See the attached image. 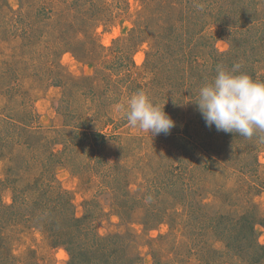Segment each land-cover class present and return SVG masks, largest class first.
<instances>
[{
  "label": "rangeland",
  "instance_id": "374dc122",
  "mask_svg": "<svg viewBox=\"0 0 264 264\" xmlns=\"http://www.w3.org/2000/svg\"><path fill=\"white\" fill-rule=\"evenodd\" d=\"M9 1L20 12L28 8L23 7L26 0ZM105 1L110 10L108 20L100 21L90 38L84 34L80 36L92 48L93 54L90 56L77 47L75 52L64 51L56 59L60 64L57 69L45 68V64L50 65L54 59L46 45L47 38L38 49L31 50L27 48V38L13 31V27L2 31L0 115L10 114L17 120L27 117L34 121V125L45 129L43 137L52 140L45 144V151L50 148L61 151L62 147L53 143L56 136L50 131L68 128V124L76 122L68 114L72 110L76 119L106 135L103 143L62 155L52 169L57 185L68 191L76 216L88 217L85 225L89 227L87 242L90 246L95 247L100 236L121 234L124 240H129L128 253L135 258L138 256L142 264H158L159 258L170 264H205L207 261L200 250L212 242L218 251V259L224 264L229 260L226 242L216 240L219 237L215 231L208 233L202 227H194V221L209 225L210 220L206 218L210 212L227 214L232 212L231 208L237 213L248 212L254 217L264 218V139H261L264 133H254L251 139L239 135L230 137L233 147L229 150V165L232 167L221 168L220 171L206 163L214 147L212 143H216L211 129L203 126L204 120L197 114L193 103L182 102L178 113L170 116L175 127L169 135L151 137L147 131L131 126L122 106L126 107L131 96L143 91L154 105L164 112L170 111L174 101L158 92L164 84L160 86L159 81H166L167 75L173 71L172 77L183 83L180 79L183 68L168 69L164 76L163 71L145 67L146 62L157 65L160 59L148 54L156 48L157 43L153 39L140 43L132 33L133 28L143 21L145 0H129L130 4L125 0ZM260 1L263 9L264 0ZM9 21L15 25L13 19ZM199 27H190L192 35L187 36L188 51L200 36H193ZM204 32L203 42L207 47L200 48L201 67L190 69L187 74L190 86L193 84L191 77L195 75L203 79V85L210 83L213 79L207 76V71L210 72L211 64L205 61L228 58L234 48L232 36L217 24L208 22ZM95 45L105 48L98 51L93 47ZM175 48L180 49L179 45L173 44L172 49ZM240 60L243 67H252L243 56ZM254 66L255 71L264 74V59ZM169 85L174 86L173 82ZM184 97L182 93L180 98L186 100ZM187 111L195 120L190 130ZM185 116L187 118H183ZM224 135L228 136L224 132L219 136L224 138ZM74 141L79 140L75 138ZM2 146L0 143V202L10 204L14 203V197H18L24 184L35 179L40 168L25 169L12 157L18 149L31 151L30 145L16 144L5 149ZM178 160L184 162L182 171L190 173L186 179L189 191L186 196L175 198L181 199L179 204L183 202L176 208L186 219L174 222L176 212L166 202H161V196L148 192L146 182ZM146 165L156 166L159 170L151 176ZM163 196L167 199L170 193L163 192ZM201 202L203 208L199 206ZM232 202L234 206L229 205ZM157 205L160 207L158 211L155 210ZM201 215L204 217H199ZM7 235L8 247L26 264L69 263L66 247H54L33 224H13L7 229ZM256 235L259 243L264 245L261 220L256 225ZM180 241L191 243L192 250ZM235 262L250 264L242 258Z\"/></svg>",
  "mask_w": 264,
  "mask_h": 264
},
{
  "label": "trees",
  "instance_id": "16d2710c",
  "mask_svg": "<svg viewBox=\"0 0 264 264\" xmlns=\"http://www.w3.org/2000/svg\"><path fill=\"white\" fill-rule=\"evenodd\" d=\"M117 1L120 2L121 0ZM104 2L106 1L26 0L23 7L28 8L24 12H20L11 6L9 0H0V34L5 28L11 30L13 27V31H18L27 38V48L31 50L38 49L47 38L46 45H48L50 55L54 59L50 65L45 64V68L57 69L60 68V64L56 59L64 51L75 52L77 47L90 56L93 54L92 48L80 36L84 34L90 38L101 23L100 21L107 19L110 10ZM125 2L130 4L129 0H125ZM144 5L143 21H140L138 26L133 28L132 33L138 37L140 43L153 39L157 43L156 48L148 54L149 56L154 55L156 59L160 58L156 63L157 65L153 62H148V64L146 62L145 67L163 71L164 76L168 69L183 68V70L179 69L183 72V75H180L183 83L172 77L173 71L167 75L166 81H159V85L164 83V86L158 88V92L169 96L174 101L171 110L165 112L168 116H172L173 113L176 115L184 101V103H193L197 108L194 102L198 98L199 88L203 86V79L200 80L198 75L192 76L193 84L190 86L187 84L189 80L187 74H189L190 69L201 67L199 56H201L202 51L200 48L207 47L203 40L206 37L204 27L205 29L208 27V22L217 24L225 32H228L230 37L232 36L234 48L229 53L228 58H215L212 61H205L206 64H211L207 76L214 79L218 65L229 71L233 70L234 66L239 65L241 68H236L237 74L245 73L254 81H264V74L254 69V65L261 64L264 59V7L262 9L263 5H261L260 0H145ZM9 19H13L15 25H11ZM193 25L200 26L198 31L193 33V36H200L193 46L194 50L191 47L192 52H190V50L188 51L187 36L192 35L190 27ZM173 44L179 45L180 49L175 48L173 50ZM93 47L98 51L105 48L103 46L101 48L100 45ZM242 56L252 67L246 68L240 65ZM190 58L192 59L190 60ZM192 74L194 75V72ZM261 78L263 80H260ZM171 82L174 86L169 85ZM176 84L183 87L176 86ZM167 87L170 88L167 89ZM182 93H184L186 100L180 98ZM187 110L189 111V109ZM188 111L187 127L190 130L195 120L190 118ZM68 114L76 122L73 121L70 125L68 124V128L64 129L51 130L49 128V131L51 130L50 132L56 136L53 137V143L60 145L61 151H57L55 148L45 151V144L52 142V140L49 139L48 141V138L43 137L46 132L45 129L34 125L33 120L29 121L27 117L17 120L10 114L0 115V143L3 144L2 148L5 149L16 144L20 146L30 145L31 151L18 149L12 157H15L16 163L24 165L25 169L40 168L35 179L26 182L18 197H14V203L0 202V264H26V261L21 260L8 247L7 229L13 224L19 223L30 226L33 224L50 239L54 247L65 246L70 255L68 264H142L138 256L135 258L128 253L129 240H124L121 234L100 236L97 245L95 247L90 246L87 242L89 227L85 225V220L88 217L83 219L76 216L72 209V200L68 197V191L57 185L52 169L62 155L84 146L93 147V144L103 143L106 140L104 133L90 127L86 122L83 123L76 119L73 110L69 111ZM197 114L202 118L199 111ZM202 123L207 130L211 129V135L214 136L213 139L216 143H212L214 147H212L206 163L211 168H217L220 171L221 168L229 169L231 166L229 165L231 160L229 150L233 147L230 137L235 136V134L224 135L222 136L224 138H221L219 136L221 132H218L214 126L209 128L205 121ZM214 133L216 135H213ZM75 138L81 140L80 143L74 141ZM183 164L182 160H178L175 165L164 168L163 172H158L159 168L156 166L146 165L148 170H151V176L158 172L155 178L153 177L146 182L149 185L148 192H153L157 197L161 196L160 198H163L161 202H166L169 208H173L176 212L174 222L186 219L182 216L181 211L176 208L183 202L179 204L181 199H175L178 195L186 196L187 191H189L186 179L190 173L182 171ZM174 166L180 168L177 169ZM163 192L167 195L170 193V197L165 199ZM229 205L234 206V203L232 202V205L229 203ZM199 206L204 207L202 202L199 203ZM159 208L157 205L155 210L158 211ZM231 210L232 212L227 214L210 212L206 218V220H210L209 225L203 224V221L199 225L194 221L198 227L193 226L199 229L202 227L208 233L215 231L214 234L219 237L216 240L226 242L229 260L224 264H235L236 259L239 258L247 260L250 264H264V245L259 243L256 235V225L260 220L264 224V218L254 217L247 214L248 212L237 213L232 208ZM202 216L204 217V215L199 217ZM183 244L192 250L191 243ZM180 248L178 251L182 254ZM200 251L207 261L205 264H221L216 255L218 251L212 242H208ZM159 260L158 264H170L163 261L162 258Z\"/></svg>",
  "mask_w": 264,
  "mask_h": 264
},
{
  "label": "clouds",
  "instance_id": "9594fccd",
  "mask_svg": "<svg viewBox=\"0 0 264 264\" xmlns=\"http://www.w3.org/2000/svg\"><path fill=\"white\" fill-rule=\"evenodd\" d=\"M238 67L229 71L218 65L215 78L199 88L194 103L207 127L251 139L254 133H264V82L237 74ZM122 110L131 126L147 131L151 137L169 135L175 127L171 117L143 91L131 96Z\"/></svg>",
  "mask_w": 264,
  "mask_h": 264
}]
</instances>
